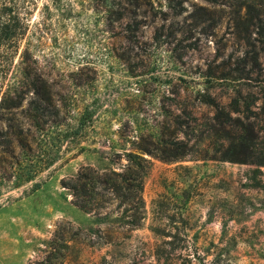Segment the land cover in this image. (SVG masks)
I'll use <instances>...</instances> for the list:
<instances>
[{"label":"rangeland","instance_id":"obj_1","mask_svg":"<svg viewBox=\"0 0 264 264\" xmlns=\"http://www.w3.org/2000/svg\"><path fill=\"white\" fill-rule=\"evenodd\" d=\"M242 3L264 6V0L29 6L2 89L0 264H44L53 238L64 264H164L155 248L171 239L150 227L178 232L168 264H207L216 255L211 245L231 247L233 264H264V168L254 173L220 161L219 153L240 123L264 133L255 108L264 56ZM238 93L240 113L231 116L239 124L215 119V108L204 104L212 100L231 113ZM175 143L177 152L169 147ZM137 148L153 155H143L149 170L139 230L116 222L122 211L116 203L99 211L112 214L102 224L71 204L62 180L86 166L119 171ZM173 155L182 156L160 160Z\"/></svg>","mask_w":264,"mask_h":264},{"label":"trees","instance_id":"obj_2","mask_svg":"<svg viewBox=\"0 0 264 264\" xmlns=\"http://www.w3.org/2000/svg\"><path fill=\"white\" fill-rule=\"evenodd\" d=\"M38 0H0V113L6 110L4 106L6 102V94L2 92L6 75L9 69V54L18 52L19 44L24 38L27 31V18L29 14V6H34ZM26 6L25 10L22 9ZM241 8H245V18L251 28L255 29V38L261 47V55L264 56V6L259 9L253 3H242ZM24 10V11H22ZM241 18V17H240ZM260 55L255 58V67L260 68ZM264 77V68L262 69ZM262 97L258 101L261 105L255 107L258 110V119L264 124V80L261 89ZM237 101H233L234 109L231 113H224L219 109L218 105L212 101H204V104L215 108V119H225L227 122L240 123L239 119L233 118L231 114H239V101L244 99L240 93L237 94ZM249 110L246 101L242 102ZM20 102L12 108L17 109ZM255 104V103H254ZM1 118V116H0ZM249 120V118H246ZM239 131L230 137L228 145H221L219 153L222 154L220 161L233 164H243L255 168L253 171L260 172L264 168V133L254 128V124L248 123L244 125L240 123ZM1 131V130H0ZM173 152L180 150L178 144H169ZM174 146L176 148H174ZM167 148V147H166ZM138 154L126 153L124 160L126 164L115 171L112 168H92L90 166L82 167L77 174L68 179L62 180L61 187L71 196V204L81 212L94 216L96 224H102L111 218L110 212L99 213L105 209L107 204L116 203L117 212L116 222L121 223L122 228H126L128 232L139 230L146 219L145 204L142 198L143 181L148 174L149 161L143 157H152L150 151L138 149ZM169 150V149H168ZM182 155H173L160 159L164 162H174L181 158ZM255 186L259 187L260 183ZM166 221L174 222V217L164 216ZM174 229H165L160 227H150L149 231L161 240L167 238L170 241H163L162 244L155 248V256L158 262L168 264L169 255L174 252L172 241L176 239L178 232ZM53 238L47 243L49 253L44 259V264H64V255L57 248V242ZM67 241L62 244V249L67 248ZM216 251V255L207 264H233L231 257V247L211 245ZM208 250L207 252H209ZM199 264H206L199 261Z\"/></svg>","mask_w":264,"mask_h":264}]
</instances>
